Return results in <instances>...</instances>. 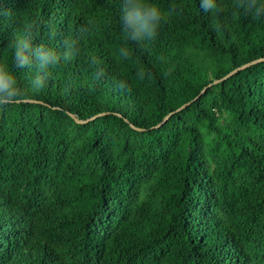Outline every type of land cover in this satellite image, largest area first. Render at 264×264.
I'll use <instances>...</instances> for the list:
<instances>
[{
  "label": "trees",
  "instance_id": "obj_1",
  "mask_svg": "<svg viewBox=\"0 0 264 264\" xmlns=\"http://www.w3.org/2000/svg\"><path fill=\"white\" fill-rule=\"evenodd\" d=\"M154 2L137 44L122 0H0V63L26 27L81 49L0 106V264H264V18Z\"/></svg>",
  "mask_w": 264,
  "mask_h": 264
},
{
  "label": "clouds",
  "instance_id": "obj_2",
  "mask_svg": "<svg viewBox=\"0 0 264 264\" xmlns=\"http://www.w3.org/2000/svg\"><path fill=\"white\" fill-rule=\"evenodd\" d=\"M235 7L244 15L264 18V0H236ZM199 9L212 14H218L222 10L218 0H199ZM164 19L165 13L154 0H122L119 24L127 42L139 44L153 39ZM80 31L84 34L89 29L85 27ZM35 41L36 37L30 28L13 32L8 44L10 63H0V106L14 102L20 95L17 69L29 72L28 85L33 91H38L45 87L50 70L63 62L71 61L81 51L77 36L66 37L59 48ZM120 55L127 58L129 49L121 48ZM90 62L95 68V75L98 78L103 76L105 69L102 61L92 57ZM113 84L117 90L127 88L124 80L113 81Z\"/></svg>",
  "mask_w": 264,
  "mask_h": 264
},
{
  "label": "water",
  "instance_id": "obj_3",
  "mask_svg": "<svg viewBox=\"0 0 264 264\" xmlns=\"http://www.w3.org/2000/svg\"><path fill=\"white\" fill-rule=\"evenodd\" d=\"M260 59H262V58H257V59H253V60H251V61H249V62H246V63H244V64H242V65L236 67L235 69L229 71V72H228L227 74H225L223 77L218 78V79H214L213 81L209 82L207 85H205L204 87H202V89L200 90L199 94H201V93L206 89V87L209 86V85H211L212 83H215V82L219 81L220 79L229 76L230 74H232V73L235 72L236 70L241 69V68H243V67H245V66H247V65H249V64H251V63H253V62H256V61H258V60H260ZM199 94H198L197 96H199ZM197 96H196V97H197ZM187 103H188V102H187ZM187 103L182 104L180 107L176 108L175 111H176V110H179V109L182 108V107H184ZM170 113H172V112H170ZM170 113L166 114V115L162 118V120H161L159 123H157V125H159V124L162 123L164 120H166V119L168 118V116L170 115ZM73 116H74V115H73ZM92 117H94V116H91V118H92ZM74 118H75L76 121H80V122L85 121V120H80V119L76 118L75 116H74Z\"/></svg>",
  "mask_w": 264,
  "mask_h": 264
}]
</instances>
